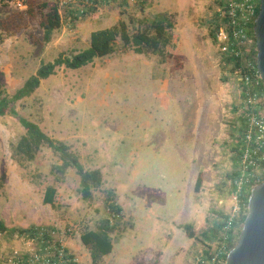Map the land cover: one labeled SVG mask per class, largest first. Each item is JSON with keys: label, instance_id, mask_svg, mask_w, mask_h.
Instances as JSON below:
<instances>
[{"label": "rangeland", "instance_id": "rangeland-1", "mask_svg": "<svg viewBox=\"0 0 264 264\" xmlns=\"http://www.w3.org/2000/svg\"><path fill=\"white\" fill-rule=\"evenodd\" d=\"M53 2L26 0L24 8H17L12 0H0V85L9 96L40 64L60 53L77 54L88 47L92 31L119 20L134 33L141 19L172 14L173 44L160 62L158 56L122 50L118 42L113 54L79 70L59 68L13 104L20 117L69 146L85 170H100L102 185L87 201L73 169L55 181L51 169L61 161L50 149L41 146L32 161L15 156L12 146L25 130L14 116L0 117V223L5 230H0V263L34 248L15 231L44 227L55 230V239L77 264H93L80 235L97 230L110 216L108 191L121 216L110 235L112 252L97 264L206 261L223 244V216L232 208L238 170V164L233 168L235 130L244 131L245 125L235 70L213 39L223 0L120 1L87 10L74 24L62 9L61 26L47 41L40 27L46 10L40 6ZM198 174L201 185L194 192ZM50 186L53 203L45 204ZM239 207L235 238L227 248L235 245L247 210L241 199ZM185 224L191 225V239L181 228Z\"/></svg>", "mask_w": 264, "mask_h": 264}, {"label": "trees", "instance_id": "trees-1", "mask_svg": "<svg viewBox=\"0 0 264 264\" xmlns=\"http://www.w3.org/2000/svg\"><path fill=\"white\" fill-rule=\"evenodd\" d=\"M140 1L143 2V0ZM40 7L46 10L40 21V27L45 33V40L48 41L51 32L60 28L61 17L55 4H52L50 7L48 4L43 3ZM90 12H93V10H90ZM70 14L72 15L71 12ZM257 14L258 7L256 9V16ZM70 21L74 24L77 19L72 17ZM137 25L138 27L134 33L129 32L128 25L122 20H119L111 27L92 31L89 34L87 48L70 57L60 53L52 61L40 64L35 73L27 78L23 85L11 96L7 95L2 90L0 85V117L7 114L14 116L25 130L24 136H22L19 141L12 146L13 154L25 161H32L41 146L50 149L53 153L58 155L61 161L59 165L53 166L51 169L52 173L56 176L55 181L59 180L57 177L63 175L66 169H73L75 175L79 179V194L85 201L91 198L93 190L98 189L102 185L103 178L100 170H85L79 161V158L70 151L69 146L63 142L50 138L38 127V125L20 117L14 110L13 104L29 97L36 89H38L41 81L54 75L57 69L65 68L74 71L79 70L91 64L96 58L106 57L113 54L118 42L122 50H131L133 53L138 55L158 56L161 60L160 62H164L169 56L166 50L173 44L171 31L175 25L174 16L168 13H160L152 18L141 19L138 21ZM212 32L213 31H211V35ZM250 37L253 43L251 59L256 65V46L253 31H251ZM224 62L234 70L237 68V62L234 60L224 59ZM235 132L238 134V137L236 138L235 147L232 148V152L234 154V169L237 168V164L240 159L243 128L238 127ZM262 180L263 175L258 182H252L244 187L241 201L246 207L250 190L255 185L262 182ZM200 185L201 174H198L194 184V192L199 191ZM54 194L55 189L51 186L47 187L44 196V203L52 204ZM107 210L110 218L108 217L104 219L97 230H86L80 235V242L88 249L93 264H97L103 256L110 254L113 249V243L110 235L116 231L118 225L117 223L121 216V209L115 202V195L113 191L107 192ZM246 213L247 210L245 214L242 215L241 224L243 223ZM223 218L225 219L226 217L223 216ZM222 224L218 227L221 228ZM40 228L41 227L19 229L15 231V233L23 235L39 230ZM181 228L185 230L188 238H193L191 225L185 224ZM0 230L5 231L1 223ZM228 246L229 249L232 248L234 244L230 243Z\"/></svg>", "mask_w": 264, "mask_h": 264}, {"label": "built area", "instance_id": "built-area-1", "mask_svg": "<svg viewBox=\"0 0 264 264\" xmlns=\"http://www.w3.org/2000/svg\"><path fill=\"white\" fill-rule=\"evenodd\" d=\"M26 0H12L17 8H24ZM57 10L69 12L80 19L87 10L132 0H52ZM259 0H223L217 11V25L213 33L214 43L220 56L237 62L234 76L239 82L242 96L244 131L236 177L232 182V208L222 227L223 244L205 259L198 258L195 264H224L227 243L235 238V226L240 214V199L243 189L255 176L264 172V88L256 65L251 59L250 37L256 18ZM72 13V15L70 14ZM34 248L19 252L3 264H77L76 259L55 239V230L41 227L22 235Z\"/></svg>", "mask_w": 264, "mask_h": 264}, {"label": "water", "instance_id": "water-1", "mask_svg": "<svg viewBox=\"0 0 264 264\" xmlns=\"http://www.w3.org/2000/svg\"><path fill=\"white\" fill-rule=\"evenodd\" d=\"M252 31L256 69L264 86V0H259ZM224 264H264V176L262 182L250 190L238 239L226 254Z\"/></svg>", "mask_w": 264, "mask_h": 264}]
</instances>
